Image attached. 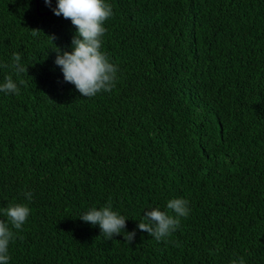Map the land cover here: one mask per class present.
<instances>
[{
    "label": "trees",
    "instance_id": "obj_1",
    "mask_svg": "<svg viewBox=\"0 0 264 264\" xmlns=\"http://www.w3.org/2000/svg\"><path fill=\"white\" fill-rule=\"evenodd\" d=\"M39 3L0 0V84L19 88L0 91V220L30 208L8 264H264V0H105L118 71L94 97L55 63L76 27ZM173 198L190 212L170 237L138 229ZM109 202L131 244L79 217Z\"/></svg>",
    "mask_w": 264,
    "mask_h": 264
},
{
    "label": "clouds",
    "instance_id": "obj_2",
    "mask_svg": "<svg viewBox=\"0 0 264 264\" xmlns=\"http://www.w3.org/2000/svg\"><path fill=\"white\" fill-rule=\"evenodd\" d=\"M45 3L50 6L51 0H45ZM54 14L70 19L77 29L72 40L73 50L62 54L57 50L55 63L62 67L65 80L74 84L83 97H94L101 91L110 92L115 87L118 68L102 51V37L106 32L104 22L113 15L112 6L105 0H58ZM33 35H36V31H33ZM20 60V54H13L11 67L17 75L28 72ZM20 84H24V81L20 80ZM0 91L19 95V88L11 75L6 76L4 83L0 84ZM24 195L28 200L32 199L31 192ZM167 210L146 211L138 229L157 241L166 240L180 226L181 218L187 217L190 212L188 201L184 198L170 199ZM3 214L6 220H0V264H8L9 243L16 238L13 229H22L30 208L23 203H13L3 209ZM79 217L92 225H99L106 240H113L122 232L124 240L130 244L135 238V231L125 230L127 218L114 211L111 202L100 208L93 206ZM232 264H245L244 258L233 260Z\"/></svg>",
    "mask_w": 264,
    "mask_h": 264
},
{
    "label": "water",
    "instance_id": "obj_3",
    "mask_svg": "<svg viewBox=\"0 0 264 264\" xmlns=\"http://www.w3.org/2000/svg\"><path fill=\"white\" fill-rule=\"evenodd\" d=\"M37 1V12L39 15H47L49 14L48 12H40V3H39V0H36Z\"/></svg>",
    "mask_w": 264,
    "mask_h": 264
}]
</instances>
